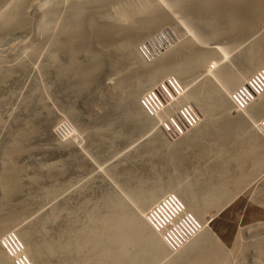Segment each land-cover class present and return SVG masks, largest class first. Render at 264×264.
<instances>
[{
	"label": "rangeland",
	"instance_id": "374dc122",
	"mask_svg": "<svg viewBox=\"0 0 264 264\" xmlns=\"http://www.w3.org/2000/svg\"><path fill=\"white\" fill-rule=\"evenodd\" d=\"M60 1L63 2L64 0ZM28 2L26 3L27 6L24 7V13L26 14L27 11V15L23 14L26 20L19 21L18 26H16L18 30L14 29L15 31H13L14 26L8 32L6 31L7 33L0 34V62H4L5 68H8L4 69L6 72L3 71L0 76V79L4 74L6 76H3L0 80V172L4 163L11 160V163L18 170L17 178L20 185L17 190L4 196L5 181L0 175L1 221L6 216V221L4 220L0 224H4L6 227L9 226L5 229H11V231H6L0 236V241L6 233L10 232L16 236L17 233L14 230H19V232L23 231L28 235L27 241H30V243H63V241L69 239L68 232L71 229L79 228L80 224L82 226L87 223L90 210L92 212L104 210L102 204L105 203L109 194L118 196L131 208L136 209V206L132 205L134 204L132 195L136 192H145L151 185L156 184L153 182L160 180V182L165 183L170 178L175 181L176 178L179 179V175L182 179H194L197 177V173L201 171L216 173L217 170H223L227 173H224L226 176H220L221 178L218 176L217 179L219 178L221 181L213 179L212 186L218 188L221 187L222 183H225L227 185L223 184L222 186H229L230 189L233 184L237 186L235 183L238 181L235 180L242 174L241 170L247 173V170L253 169L256 172L250 174V178L248 177L245 182L241 183L240 186L238 185L239 187L223 198L220 204L207 209L205 219H208V222L210 220L208 225L202 219H198L195 214L190 213L191 211L187 209L185 202L178 194L173 192L166 194L173 195L181 201L184 214H190L191 219L195 221L190 224L197 225V223H200L202 225L201 231L209 226L208 229L210 228L209 230L214 238L220 240L223 249H225L221 264L222 262L223 264H264V205H262L264 204V171L261 173V169H257L258 166H253L252 157L243 152L244 148L241 152L239 149L241 147L237 149L238 151L231 150L234 147H230L229 152L231 153L225 159L223 154L221 156L217 154L216 156L217 151H215L216 153L212 151V144L214 145V143L205 139L200 145H194L195 147L182 148L181 156L184 159L181 157L183 161L179 164L180 167H176V172H173L175 171L173 165L170 163L166 165L169 160L165 153V145H162V143L163 141L173 143L182 138L183 135L181 137L166 135L163 128H161L163 121L160 123L158 118H150L141 110L139 101L150 88L146 86L139 87L138 79L122 83L117 81L119 75L115 70L116 63L114 62L120 52L111 46V48L103 50L102 54L105 53L103 56L106 59L100 67L98 66L90 74H86L87 76L83 75L81 77L77 72L75 74L71 70L72 61L70 62L71 58L67 53L58 52L60 55L57 53L55 56L57 59L52 61V59H55V57L52 58L54 52L51 51L54 48H50L52 45L48 46L50 43H46L41 39L37 27L34 26L36 24L35 16L38 14V5L42 3V0H28ZM64 2L62 3L64 8L61 6L59 15L62 11L66 13L64 10L68 1L65 0ZM129 2L133 1L130 0ZM135 2L138 3V0L133 3ZM120 6L122 5L112 4V7L110 6L106 11L110 10L109 13L118 18L121 13L126 12L120 11L123 8V6ZM148 6L159 7L164 12L169 13L174 8V1L165 0L163 3V0H148ZM124 7L128 10L127 6L124 5ZM116 8L119 11L118 14ZM63 13L61 16H63ZM59 15L56 20L58 26L55 24L56 27L53 28L56 29L55 32L58 31L57 27L59 28L61 25H59L60 21L63 22V18H65V15L62 19ZM243 16L244 21H251L249 13H244ZM33 19L35 23L31 22ZM181 19L184 25L193 32L195 38L192 41H195L194 43H197L198 47L200 45V48L205 47L204 49L207 50L206 47L211 46L212 42L219 43L218 46L214 47L219 48L220 46L228 54V57L225 61L217 62L218 56L214 59V62L216 64L220 63L219 67H227L233 74L237 75L247 66L245 56L250 51H254L255 42L260 37H264V27H262L264 25H262V28H259L260 30L252 28L247 33L248 35L244 34L245 36L238 38V41L233 45L228 41H224L222 28H220L218 34L214 35L207 32L208 30L205 31L206 29L197 24L198 22H194V19L193 21L189 20L191 18ZM169 28L168 25L163 26L162 33L158 31V33H161H159L160 35L156 32V35H152H155L154 37L151 36L153 40L149 37L151 41L146 39L140 45L138 43L137 46L139 47L145 43L149 47V43H151L150 49H148L152 53V58H156L166 49H172L183 41V37L180 36L177 39ZM172 28L177 33L180 31L177 25H173ZM39 37L40 39H37ZM37 40H40L41 43L35 46L34 44L38 43ZM31 42L32 44H30ZM220 42L221 44L222 42L226 43L221 45ZM28 45L35 46V48L39 47L36 50L38 53L34 52V55L29 49L27 50ZM46 48H49L50 51H47ZM134 51L132 54L134 53V56H137V52ZM253 51L250 55L254 57L256 54ZM26 52L28 53L26 54ZM255 52L257 53V50ZM83 53L77 54L76 62L78 61L79 64L86 63L87 65V62L83 61L88 60L89 63V57H87L88 55H82ZM65 54L68 56L66 57ZM21 59L25 60L21 61ZM15 60H18V62H15ZM15 66H18V68ZM20 66L22 67L20 68ZM260 69L262 68H257V70ZM189 75V77L188 74L186 77H181L180 80L177 77L168 75L155 84L154 88L168 78H175L178 81L182 86L183 94L186 91L185 84L188 85L187 88L190 91H195L207 84L213 88L212 85L218 83L215 76L203 77L201 70L194 74L189 73ZM137 90L139 91L138 96L140 95L138 102L130 100L128 95L134 93L135 96ZM183 103L188 104L196 113L199 119L196 127L201 125L203 121L208 123L198 104H194L192 101ZM177 110L176 116L181 119L179 107ZM227 116L233 115L231 113L225 115L214 110L210 116V123L215 125ZM196 127L187 133L195 130ZM255 132L260 134L258 130H255ZM20 134H25L23 135L25 137L22 138L19 136ZM156 135L159 139L156 138ZM16 136L22 139H17ZM17 140L18 142H16ZM14 141L18 150L12 152L11 158H9L4 152H6V148L13 147ZM175 159L177 160V157ZM226 162H228L227 165ZM259 171L261 175L258 173ZM175 173L178 176L173 175ZM185 174L187 177L184 178ZM224 177L227 179L225 178V180ZM204 186L207 187V185ZM203 188V186L199 187L198 191L196 190L197 193L199 194V190L202 192ZM232 189L234 188L232 187ZM15 214H17V217H14ZM10 216L14 219H10ZM85 220L87 221L85 222ZM16 237L21 242L25 252L23 241H21L18 234ZM185 245L174 251V253L182 250ZM166 249L168 250V248ZM26 258L32 264L29 256L26 255ZM48 260L54 262L55 258H49ZM165 260L163 259L154 264H164Z\"/></svg>",
	"mask_w": 264,
	"mask_h": 264
},
{
	"label": "bare ground",
	"instance_id": "6f19581e",
	"mask_svg": "<svg viewBox=\"0 0 264 264\" xmlns=\"http://www.w3.org/2000/svg\"><path fill=\"white\" fill-rule=\"evenodd\" d=\"M67 1L64 10L66 13L62 11L63 16H61L62 13L59 15L63 3L62 1L42 0V3L39 2L40 4L38 3L37 9L38 14L36 13V18L34 17L36 19V24H34V26L37 27V32L39 36L41 35V39L46 43H50L48 44V46L52 45L50 48H54L51 50L54 52L52 58H54L58 52H65L70 56V62L72 61L70 67L75 74L77 72L82 77L83 75H88V73L90 74V72L98 66L100 67L104 59H106L103 56L105 53L102 54L103 50L109 49V47L111 48L112 46L120 52L118 57L115 58L116 60L114 63H116L115 70L119 75L117 81L121 83L138 79L137 83L139 87L146 86L147 88L151 89L152 87L153 89L155 84L168 75L177 77L180 80L181 77H186L187 74L189 77V73L194 74L201 70L203 77L208 75L216 77L218 83L217 85H212L213 88H211L209 84H202L204 86L196 90L194 89L195 91H190L187 88L188 85L185 84L186 91L183 95V101L181 100V102L192 101L194 104H198L204 113V117L208 120V123L203 121L195 130L190 131L173 143L163 141L164 144L162 143V145H165V148H163L166 149L165 153L170 161H168L166 165H169V163L172 164L174 167L173 170H175L184 159L183 156H181L182 148L200 145L201 142L208 139L214 143V145L212 144L214 148H212V151H214V153L217 151L216 156L217 154L220 156L223 154L225 156L223 157L226 159L229 153H231L229 152L230 147H234L231 150H237L241 147L239 148L240 151L244 148L243 152L248 154L247 156L252 157L251 161H253V166H258L257 169H261V173L264 171V136H262L259 131V122L261 118L264 117V95H261L252 102L248 108L240 114L234 113L235 111L232 110L229 101V95L235 87L243 83L248 76H251L252 73L257 70V68H262L260 70H264V37H260V40L257 38L258 41L255 42L256 46L253 45L254 51L252 50L256 55L253 57L250 55V53H252V51H250V53L245 56L247 66L237 75L233 74L227 67H219L220 63L216 64L214 62V59L218 56L219 59L217 62L225 61L228 57V54L220 46L219 48L214 47L216 45L218 46L219 43L212 42V45L210 44L211 46L206 47L208 48L207 50L204 49L205 47L200 48V45L198 47L197 43L192 41L193 38H195L193 32L184 25L181 19L191 18L189 20L192 21L194 19V22H198L197 24L202 25V27L206 29L205 31L208 30L207 32H211L214 35L218 34L220 28H222L221 31L222 37L225 38L224 41H228L234 45V43L238 41V38L240 39L241 36H245L252 28L259 29L264 27L262 26L264 25V0H171L174 1V8H172L169 13L164 12V10H161L159 7L148 6V0H138V3H133L135 0H131L133 1L131 3L129 2L130 0ZM126 1L129 2L127 5ZM164 1L165 0H163V3ZM27 2L28 0H0V34L6 31L8 32L14 26L15 28H13V31L17 29L16 26H18L17 24L19 21L21 20L22 22V20L25 19L24 15H27V11L26 14L24 13V7L27 6ZM112 4L122 5L123 8L120 11L126 12L121 13L120 17L118 16V18H115L113 16L114 14L111 15V13H109L110 10L108 12L106 11L107 8L110 6L112 7ZM124 5L127 6L128 10L125 9ZM62 8L64 7L62 6ZM118 12L117 10L116 13L118 14ZM242 13H249L251 21H244L245 18ZM58 15L61 16V19L65 15V18H63V22L58 20L61 22H58L59 25H61L59 28L57 27L58 31L55 32L56 29L53 28L58 19ZM31 22H34V19L33 21L31 20ZM180 24L181 26H179ZM166 25L170 27L169 30L171 29L173 31L170 30L175 34L177 39L180 36L183 37V41L172 49H166L165 52L163 51V53L159 54L156 58L154 57L147 61L141 56L137 46L138 43L140 45L142 41L146 39L149 40V37L156 32L158 33V31L161 32L162 27ZM173 25H177L180 28L181 32L179 31V34L172 28ZM183 25L185 28L182 27ZM56 26L58 25L56 24ZM211 33L209 34L211 35ZM159 35H157L158 38H160ZM40 37L37 39H40ZM2 38L4 39V37ZM32 42L30 44H32ZM37 42V44H34L35 46L41 43L40 40H37ZM223 43L224 42H222V44ZM150 45L151 43H149V47ZM31 46H29L27 50L29 49L33 54L34 52L37 54L38 52L36 50L39 47L35 48V46H32L31 49ZM253 46L251 47L253 48ZM255 48L257 53L255 52ZM48 50L49 48L47 51ZM134 50L137 52V56H134V53L132 54ZM81 52L85 53L82 55H88L87 57H89V63L88 60L83 61L87 62V65L86 63H83L85 64L83 65L77 63L78 61L76 62L77 54ZM27 53L28 52H26V54ZM67 54H65L66 57L68 56ZM13 57L15 58V56ZM56 59L55 57L52 61ZM22 60L25 59H21V61ZM16 61L18 62V60H15V62ZM19 64L21 63L19 62ZM5 67L4 62H0V76L3 71H5L4 69H8ZM15 67L18 68V66ZM21 67L22 66H20V68ZM203 67L204 70L202 71ZM3 76H5V74ZM133 94L134 93H131L128 97L130 100H136L138 102L140 96H138L139 91L137 90L136 97ZM139 106L144 114H147L140 105V101ZM214 110L220 111L225 115L231 113L233 116H227L223 121L211 125L210 116ZM255 130H258L260 134L256 133ZM23 135L20 134L19 136L23 138L25 137ZM158 135H156L157 139H159ZM21 137L16 136L17 139ZM16 142H18V140ZM16 142L13 143V147L6 148V152L4 153L7 157L11 158V153L18 150L17 147H15ZM176 157L177 160L175 159ZM230 159L232 160V157ZM227 163L228 162H226V165ZM235 163L237 164V162ZM249 171L247 170L246 173L241 170L242 174L238 171L241 175L238 174L239 178L235 180L238 181L235 183L237 186L231 184L232 186L230 189L228 188L229 186H222L223 184L227 185L225 183H222L221 187L218 188L212 186L214 180L217 179L218 176H226L225 174L227 173L223 172V170H217L216 173L212 171H201L197 173V177L194 179H182L179 175V179L175 177V181L173 178V181H171L172 179L170 178L171 180L169 179L165 183L160 182V180L158 182H153L156 184L151 185L145 192H136V194L132 195V200H134V204L132 205H135L136 209L131 208L129 204L122 201L118 196H112L113 194L111 193L112 195L109 194L110 196L108 195L109 197L107 196L105 203L102 204L104 205V210L101 212H92L90 210V212H88L89 216H87L88 221L85 220L87 223L82 226L80 224V226H78L79 228L75 227L76 229H71L68 232L69 239H66L63 243H30V241H27L28 235L26 233L23 231L19 232V230L14 231L18 234L21 241H23V246H25L24 248L26 250L25 253L29 256L32 264H154L163 259H166L164 264H221L220 262L225 254V249H223L220 240L214 238L212 232L209 230L210 228L208 229L209 226H206L207 228L201 231L202 225H200V223H197V225L201 233L198 235L196 234L197 236L189 241L182 250L173 254L166 249L168 248L171 250L172 247H174V244L171 243L172 241L167 236L171 235L170 225L174 224L177 216L181 218L190 215L184 214L181 201L177 197L173 195L169 196L166 193L173 192L178 194L185 202L187 209L191 211L190 213L195 214L198 219H202L208 225L210 220L208 222V219H205L207 209L211 206L220 204L223 198L236 190L241 183L248 179L250 174L256 172V170L253 169H249ZM260 171L258 173H260ZM173 172H176V170ZM176 174L177 173L173 175ZM0 175L5 181V186L3 187L4 196L19 188L20 185L17 178L18 170L14 164L11 163V160L4 163ZM185 177H187L186 174L184 178ZM225 178L226 177H224V179ZM217 180L221 181L219 178ZM201 185L204 187V190H202V192L199 190V194L202 193L199 195L197 191L199 187H202ZM204 185H207V187ZM232 187L234 189H232ZM5 217L3 221L0 219V222H4ZM14 217H17V214H15ZM14 217L12 218L14 219ZM12 218L10 216V219ZM202 224L204 223L202 222ZM3 225L0 224V236L6 231H11V229H5L9 227V224L7 225L8 227L5 225L4 227ZM181 231L182 229L180 228L179 232ZM6 235L7 233L0 241L5 245L7 250L6 251L0 243V248L3 251L0 250V264H16L19 259L17 257H15V259L10 258L8 256V253H14V251L10 244L11 238ZM182 246L183 244L179 245V248ZM49 258H55V261L50 262L48 260Z\"/></svg>",
	"mask_w": 264,
	"mask_h": 264
},
{
	"label": "built area",
	"instance_id": "2783aa9c",
	"mask_svg": "<svg viewBox=\"0 0 264 264\" xmlns=\"http://www.w3.org/2000/svg\"><path fill=\"white\" fill-rule=\"evenodd\" d=\"M138 50L141 56L147 61L153 59L150 50L144 44L139 46ZM181 87L182 86H180L175 78H168L162 81L156 88L145 92L140 99V105L148 116L150 118L157 117L159 119L158 122L160 123L163 121V126H161L163 132L166 135H172L175 137L184 136L189 130L196 127L199 122L196 113L190 108V106L181 102L184 95ZM261 95H264V70L254 72L230 93L229 101L232 110L236 113H242ZM178 107L181 119L176 116V110ZM259 131L262 136H264V117H262L259 122ZM193 222L195 221L189 216L181 218L178 216L176 217L174 224L171 223L172 225H170L171 235H167L172 241L171 243L174 244V247H172L171 250L168 249V251L174 253V251L179 248V245H185L197 233H199L200 228L198 225L190 224ZM186 226L187 228L185 229ZM180 228L182 229L181 232H179ZM6 236L11 238L10 244L14 251V253H8V256L14 259L17 257L19 260L16 264H31L27 260L21 242L17 237L12 233L7 234ZM1 244L6 250L5 245L3 243Z\"/></svg>",
	"mask_w": 264,
	"mask_h": 264
}]
</instances>
